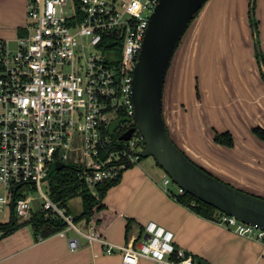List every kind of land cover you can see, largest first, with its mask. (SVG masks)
<instances>
[{
    "label": "built area",
    "instance_id": "obj_1",
    "mask_svg": "<svg viewBox=\"0 0 264 264\" xmlns=\"http://www.w3.org/2000/svg\"><path fill=\"white\" fill-rule=\"evenodd\" d=\"M159 0H27L24 34L13 42L0 39V211L29 219L61 220L57 235L79 247L75 232L100 242L108 255L119 252L123 264L142 258L154 264H193L191 255L174 245L172 231L144 225L147 237L134 246L109 245L97 231L85 230L49 194L33 209L34 198L18 196L25 184H37L55 161L70 160L77 177L92 195L96 186L117 178L135 165L145 148L137 130L118 143L109 125L118 111L133 117L132 78L149 17ZM20 185V187H17ZM168 193H186L165 172ZM220 225L264 244V229L221 213Z\"/></svg>",
    "mask_w": 264,
    "mask_h": 264
},
{
    "label": "crops",
    "instance_id": "obj_2",
    "mask_svg": "<svg viewBox=\"0 0 264 264\" xmlns=\"http://www.w3.org/2000/svg\"><path fill=\"white\" fill-rule=\"evenodd\" d=\"M248 10L249 0H207L171 60L162 112L170 138L189 159L219 180L264 198V140L252 132L264 129V65L255 56ZM26 12L27 0H0V39L13 42L25 33ZM255 18L264 56V0H255ZM216 132L231 133L233 147L216 143ZM155 167L141 160L126 168L102 206L78 224L116 247L138 245L146 238L144 225L152 221L173 232L175 247L191 255L193 264H264L263 242L175 201ZM69 236L78 237L74 251L57 233L41 238L32 226H20L0 239V264H123L121 254H106L102 243ZM138 264L154 262L142 258Z\"/></svg>",
    "mask_w": 264,
    "mask_h": 264
},
{
    "label": "water",
    "instance_id": "obj_3",
    "mask_svg": "<svg viewBox=\"0 0 264 264\" xmlns=\"http://www.w3.org/2000/svg\"><path fill=\"white\" fill-rule=\"evenodd\" d=\"M206 2L159 0L155 6L133 72L131 99L135 125L118 139L127 141L137 130L145 142L139 156L153 157L177 186L222 213L264 229V198L235 188L195 164L170 138L164 121L167 71L181 38ZM64 166L63 162H53L46 178Z\"/></svg>",
    "mask_w": 264,
    "mask_h": 264
},
{
    "label": "trees",
    "instance_id": "obj_4",
    "mask_svg": "<svg viewBox=\"0 0 264 264\" xmlns=\"http://www.w3.org/2000/svg\"><path fill=\"white\" fill-rule=\"evenodd\" d=\"M248 12H249L248 16H249L251 28L253 34L255 35V56L259 65L262 67L264 65V56L261 50L259 49V44H258L259 43L258 23L255 18V0H249ZM197 14L195 15V17L197 16ZM196 90H198V88H196ZM134 125L135 122L132 116L127 115L125 112L118 111L116 118L109 125V134L113 137L114 141L118 143H123L118 139L119 135ZM252 132L258 138L264 140V129L259 127H254L252 129ZM214 141L218 144L227 147H233L234 145V138L229 132H223V133L216 132L214 136ZM141 160L142 157L139 158L138 162H140ZM131 166L132 165H128L127 168ZM121 174L114 180L106 181L104 183L97 185L96 190L99 193V198H96L95 196L92 195L89 188L85 184L79 181L75 167L64 166L62 169L54 171L52 175L49 177L52 181L50 183L49 195L51 196L54 202L59 203L69 213L72 212L66 207V201L69 198L79 195L81 197L82 210L79 214H73V213L72 214L74 215V219L77 223L80 220L88 221L94 209L100 208L102 206L101 202L107 190L119 182ZM168 195L172 197L175 201L186 206L192 212L207 219L218 221L219 216L222 213L217 209H215L214 207L198 200L197 198H195L194 196H192L187 192L183 194H176L175 189L171 190L170 188V190L168 191ZM13 216L14 215L12 214L8 222L0 223V239L12 233L20 225L26 223H30L34 233L41 238L55 234L65 226L61 220H45L39 213H34L31 218L18 225L16 218Z\"/></svg>",
    "mask_w": 264,
    "mask_h": 264
},
{
    "label": "rangeland",
    "instance_id": "obj_5",
    "mask_svg": "<svg viewBox=\"0 0 264 264\" xmlns=\"http://www.w3.org/2000/svg\"><path fill=\"white\" fill-rule=\"evenodd\" d=\"M196 18V17H195ZM195 18L192 20V22L190 24H194V20ZM179 46V45H178ZM178 48V47H177ZM177 50V49H176ZM197 88L198 85H197ZM198 99H200V95H199V92L197 90V93H196ZM183 108V111L184 112H187L188 111V108H186L184 105L182 106ZM148 161V162H151L152 164H154V166H156L155 168H158V170H161L162 172H164L161 167L159 165H157V163L155 162V160L153 159V157H147V158H142V161ZM67 166H71V163H70V160L67 161ZM51 179L50 178H46V177H43L41 182H40V189L38 187L37 184H25V185H22L19 189H18V193L17 195L20 196V195H26V196H31L34 198V201H33V209L34 210H38L40 207H41V203H42V196H41V191L46 193V194H49V189H50V183H51ZM173 189H175V186L172 185L171 186ZM41 190V191H40ZM2 188L0 186V194L2 193ZM66 207L73 213V214H78L81 212L82 210V202H81V197L79 195H76L72 198H69L67 201H66ZM12 216L11 214V210L10 209H4L2 211H0V223H6L10 220V217ZM16 218L17 220V224L20 225L21 223L25 222V219H21L19 218L18 216H13ZM28 220V219H26ZM20 226H27L28 228H30V223H26V224H22ZM19 226V227H20ZM18 227V228H19ZM72 234H75L74 232H72Z\"/></svg>",
    "mask_w": 264,
    "mask_h": 264
}]
</instances>
